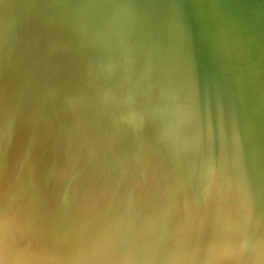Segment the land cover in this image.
<instances>
[{"label": "bare ground", "instance_id": "bare-ground-1", "mask_svg": "<svg viewBox=\"0 0 264 264\" xmlns=\"http://www.w3.org/2000/svg\"><path fill=\"white\" fill-rule=\"evenodd\" d=\"M23 37L29 52L19 46ZM4 43L10 50L1 48ZM260 62L264 66V0H0V74L6 81L17 74L11 91L23 108L44 107L71 139L80 137L92 148L95 159L101 158L99 147L105 153L113 147L114 164L121 157L128 164L142 157L138 161L153 173L163 163L188 209L194 199L206 203L208 220L215 223L202 230L207 249H201L205 243L192 223L176 217L171 226L176 196L165 214L166 229L152 194L144 200L149 220L133 213L141 234L160 238L163 264H173L169 254L179 235L184 242L175 264H243L250 247L255 263L264 264L257 258L264 222ZM114 166L104 164L99 176L113 174ZM234 204L240 214L242 206H250L247 222L232 218ZM110 216H102L99 227L110 233L109 243L124 242L133 254L147 256L143 241L132 243L126 225L113 228ZM8 220L0 232L12 246L35 241L25 228L15 232L25 241L8 237L2 231ZM222 247L226 255L217 258Z\"/></svg>", "mask_w": 264, "mask_h": 264}, {"label": "rangeland", "instance_id": "rangeland-1", "mask_svg": "<svg viewBox=\"0 0 264 264\" xmlns=\"http://www.w3.org/2000/svg\"><path fill=\"white\" fill-rule=\"evenodd\" d=\"M25 41L26 38L23 37L19 46L25 47V50L28 51L29 43H25ZM6 44H1V48L10 50L11 46ZM29 75L32 76L31 73ZM3 77L0 74V81L2 80L4 85L0 83V184L2 183L0 185V226L2 221L10 219L7 221V225L9 221L11 222L8 225V230L5 231L7 228L4 226L2 231L4 230L6 235L12 237L16 243L26 239L20 236L18 238H22L19 240L17 235L15 236V232L20 228H25L35 239V241H29L31 243L25 244L24 242L23 244L22 242L13 245V247L12 243H9L11 239L5 238L6 236L0 232V257L4 258L7 264H32L33 261L34 264L37 263L35 260L39 261L40 258L42 260L37 264H149L152 260L156 261V264L166 263L161 259L160 238L148 231L141 234L138 231V224L132 221L133 213H138L147 218V221L149 220L150 216L147 215L144 200L150 194L158 206L160 221L165 229L167 226L165 214L170 209L168 207L172 197L176 196L177 202L173 205L174 213L168 216L171 226H176V217L184 218L186 223H192L197 236H200V239H203L205 243L201 249H207L206 237L202 230L206 227H215V223L208 220L206 203L201 202V198L199 201L194 199L188 209L182 198L178 197L175 192V184L171 182L172 171L165 169L163 163L160 167L156 166L157 171L155 170L153 173L145 171L146 167H143L138 161L142 157L131 159L130 164L123 161L121 157L120 160L118 159L119 162L114 164L118 155L116 148L113 147L106 153L104 148L99 147L101 158H93L92 148L86 147L80 141V137L74 136L75 138L71 139L72 137L65 126L60 127L58 120L48 114L44 107L37 105L34 108H23L22 99L20 100L18 94L11 91L10 81L16 80L17 74L7 78L9 83ZM48 119L49 123L47 124ZM70 123L69 121L67 123L69 128L72 127ZM97 137L101 142L108 138L104 134H99ZM91 162L94 163L93 166H91ZM106 163L109 166L115 165L114 173L105 176L100 174L99 176L101 168ZM119 177H121L120 180ZM141 192L143 195H140ZM210 192L212 193V190ZM150 202L148 201V204ZM176 208L178 210H175ZM248 208L251 209L247 204L242 206L240 214L238 206L234 204L233 213L230 211V214L235 220H238L240 215L242 220L247 222L246 219L250 213ZM109 215H111L109 218H111L113 228L119 230L121 226L126 225V229H128L124 230L128 232L132 243L143 241L142 244L148 252L147 256L133 254L124 242L116 246L109 243L107 235L110 233L99 230L102 223L101 217L107 218ZM78 222L80 223L79 227H77ZM233 227L242 230L240 224H234ZM260 231V235H258L262 236L261 251L257 258L260 257L264 263V251H262L264 249V222ZM242 239H245L243 234ZM177 240L178 244L175 243L176 246L171 249L169 254L173 264L177 259L180 260L179 250L184 242L180 235ZM35 242L40 244L39 248H35ZM163 244L167 247L168 242L165 241ZM5 247H7L6 251ZM197 247L192 249H198ZM11 248L17 252L11 253ZM50 248L53 256L49 253ZM254 254L253 248H248L243 264H254L255 261L252 259ZM31 255H34V259L33 256L31 259ZM225 255L226 249L222 247L216 257L222 258ZM22 256L24 261L18 262L17 257Z\"/></svg>", "mask_w": 264, "mask_h": 264}, {"label": "water", "instance_id": "water-1", "mask_svg": "<svg viewBox=\"0 0 264 264\" xmlns=\"http://www.w3.org/2000/svg\"><path fill=\"white\" fill-rule=\"evenodd\" d=\"M211 26V25H210ZM211 27H213V26H211ZM210 27V29L211 30H213L212 28ZM240 38H242V37H240ZM246 40V38H243V41H245ZM247 41V40H246ZM238 43V46L240 47V49H241V52L243 53L242 54V56L244 57V58H246V59H249V57H248V55H247V53L245 52V50H244V45H243V43L242 42H237ZM242 43V44H241ZM226 53V52H225ZM223 51H222V54L223 55H226V56H228L227 54H225ZM224 57V56H223ZM256 73H258V75L259 74H261V75H263V73H264V66H263V64L260 62L259 64H258V66H257V72ZM259 88H260V90L262 91V88H263V84H260V86H259ZM7 159V157L5 158V160ZM7 161V160H6Z\"/></svg>", "mask_w": 264, "mask_h": 264}, {"label": "clouds", "instance_id": "clouds-1", "mask_svg": "<svg viewBox=\"0 0 264 264\" xmlns=\"http://www.w3.org/2000/svg\"><path fill=\"white\" fill-rule=\"evenodd\" d=\"M23 259V257H17L18 261H22ZM0 264H7V261L4 258L0 257Z\"/></svg>", "mask_w": 264, "mask_h": 264}]
</instances>
